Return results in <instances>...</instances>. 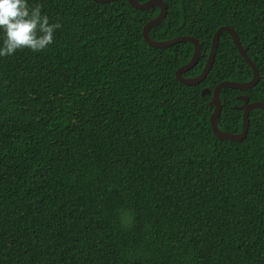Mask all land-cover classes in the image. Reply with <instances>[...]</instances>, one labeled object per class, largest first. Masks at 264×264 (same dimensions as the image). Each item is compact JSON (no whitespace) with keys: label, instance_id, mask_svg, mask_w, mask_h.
Listing matches in <instances>:
<instances>
[{"label":"trees","instance_id":"16d2710c","mask_svg":"<svg viewBox=\"0 0 264 264\" xmlns=\"http://www.w3.org/2000/svg\"><path fill=\"white\" fill-rule=\"evenodd\" d=\"M164 1L150 37L201 45L185 77L222 25L258 67L253 87L220 93L219 128L241 132L239 95L264 102V0ZM28 3L60 27L45 49L0 57V264H264V111L241 141L210 124L215 86L253 77L231 35L187 85L176 70L194 45L143 36L158 7Z\"/></svg>","mask_w":264,"mask_h":264},{"label":"water","instance_id":"95a60500","mask_svg":"<svg viewBox=\"0 0 264 264\" xmlns=\"http://www.w3.org/2000/svg\"><path fill=\"white\" fill-rule=\"evenodd\" d=\"M95 1L100 2V3H107L113 0H95ZM127 1H129V3L133 7L138 8V9H149L152 7H158L160 9V12L158 13V15L152 18L151 20H149L148 22H146L143 27V36L149 45L154 46V47L164 48V47L173 45L175 43L184 42V41L191 42L194 45V51H193V54L190 60L186 64L180 66L176 70L177 80L187 85H195L205 79V77L207 76L208 72L212 68L213 63L215 61V55H216L217 48L219 45L220 34L226 31L231 35L241 56L245 59L247 64L252 68L253 77L249 81H244V82H238V81H232V80L226 79V80H222L215 86V88L212 91V100L210 102V105L214 106L213 112L210 116V124H211V128H212L214 135L220 139H230L232 141L243 140L246 137L248 129H249L250 111L253 109H262L264 111L263 101H250L249 97L246 94L239 95V97L244 101L243 105L239 107L240 109H243V128L241 132L233 133V132L223 131L218 126V118L222 110V103H221V98H220L221 90L224 87H231V88H235L239 90H247L248 88L253 87L259 79L258 67L253 62V60L250 58L246 49L242 46L236 31L229 25L220 26L215 31L212 37L211 49H210L208 59L205 63V66L202 72L195 77H185L184 72L192 68L198 62L201 56V45L198 39L190 35H180V36L167 39V40L152 39L149 35V30L151 27L160 24L166 17L167 12H168V6L166 2L164 0H146L144 2H140L139 0H127ZM209 93H211V90L208 87L202 89V92H201L202 96H205L206 94H209Z\"/></svg>","mask_w":264,"mask_h":264},{"label":"clouds","instance_id":"9594fccd","mask_svg":"<svg viewBox=\"0 0 264 264\" xmlns=\"http://www.w3.org/2000/svg\"><path fill=\"white\" fill-rule=\"evenodd\" d=\"M59 27V22L49 23L40 4L0 0V57L25 48L34 52L45 49L53 43V34Z\"/></svg>","mask_w":264,"mask_h":264}]
</instances>
